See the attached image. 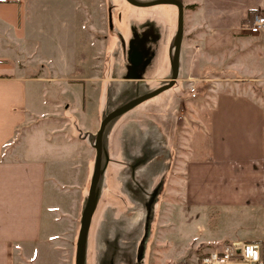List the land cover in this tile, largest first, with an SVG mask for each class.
Wrapping results in <instances>:
<instances>
[{
    "label": "crops",
    "instance_id": "crops-1",
    "mask_svg": "<svg viewBox=\"0 0 264 264\" xmlns=\"http://www.w3.org/2000/svg\"><path fill=\"white\" fill-rule=\"evenodd\" d=\"M181 1L179 71L197 85L192 86L195 96L179 103V113L187 123L177 182L179 204L199 211L197 216L204 212L211 218L213 213L241 223L203 242H257L264 259V32L248 31L253 19L249 13L259 11L264 16V0ZM83 4V0H0V264H15L34 254L43 241L44 186L50 180V165L24 152V138L27 133H41L39 126L44 122L54 123L51 109L59 103L45 97L52 96L59 81L74 80L68 76L80 69L77 26L83 32L89 24L82 18L86 14ZM45 12L53 23L50 29L40 22ZM107 27L114 31L112 24ZM144 27L130 28L139 34ZM149 31L158 34L153 24ZM30 58H38L36 73L46 65L47 72L56 77L26 75ZM155 64L150 63V72ZM110 72L103 80L117 81L122 66L115 63ZM147 78L156 80L155 76ZM29 81L44 83L42 98L35 101L50 107L48 118L42 119L30 108L26 98ZM68 88L73 89L63 87L62 93ZM162 127L160 134L153 126L147 130L165 140L168 127L164 123ZM18 133V143L10 145Z\"/></svg>",
    "mask_w": 264,
    "mask_h": 264
},
{
    "label": "rangeland",
    "instance_id": "rangeland-1",
    "mask_svg": "<svg viewBox=\"0 0 264 264\" xmlns=\"http://www.w3.org/2000/svg\"><path fill=\"white\" fill-rule=\"evenodd\" d=\"M83 3L86 14L82 18L88 20L89 24L83 32L77 26L76 62L80 69H75L68 76L74 80L59 81V87L51 90L52 96L45 97L59 103L51 109L54 119L52 127L44 122L43 126H39L38 131L41 133H27L24 138V147L27 148L24 152H29L28 155L34 156L32 158L46 160L50 165V180L44 186L43 241L34 254L21 257L15 264H73L80 211L94 156L83 131L94 133L96 130L105 87L110 83L103 79L111 75L110 68L117 63V58L123 63L119 46L124 40L121 41L123 38L120 39L117 32H122L127 38L130 27L143 28L147 23L153 24L158 33L160 32V42L157 45L158 58L152 68V76L160 80L168 68L167 44L176 24L174 7L154 5L140 8L131 6L124 0H83ZM44 14L40 22L44 23L43 28L48 26L50 29L53 26L51 17L48 12ZM78 15L81 16V13ZM108 18L114 31L107 27ZM36 61L38 58H30V64L25 69L26 75L56 77L47 72L46 65L40 74L36 73L40 69ZM46 62L47 60L43 61ZM116 77L123 78L120 74ZM83 78L87 80H78ZM150 83L154 84L155 80ZM195 85L197 82L187 81L180 70L171 88L133 107L111 128L107 138L108 162L102 189L88 229L85 264H97L99 242L102 238L118 247L115 264H194L203 254L218 249L223 244L214 242L208 245L210 242L203 241L217 238L227 234L235 226H241V223L215 217L212 211L211 218H207V213L204 212L197 216L199 211L183 209L179 204L181 194L177 182L181 175L179 168L183 159V138L186 135L182 132L187 129L186 119L179 113V103H184L190 97L187 91ZM41 87H44L42 82H27L26 98L32 111L36 110L45 119L48 118L46 114L50 107L43 102L38 105L35 101L42 98L39 97ZM63 87L75 88L79 92L68 88L63 94ZM79 94L83 98L82 102ZM82 123L83 127L80 128ZM162 123L168 127L167 133H163L165 140L159 137ZM122 125L124 126L120 128ZM152 126L154 130H159V134L147 130ZM47 128L51 132L44 133ZM197 137L199 139L201 136ZM19 138L18 133L10 145L17 144ZM140 145H145L147 149H163L153 159V162L162 166L151 180L143 175L148 170L146 165L134 170L127 169L133 162L127 159L125 151L128 149L135 154ZM134 154L131 158L135 157ZM166 162L170 166L163 173ZM161 178L163 179L153 202L150 234L142 257L137 253V245L143 235V204H137L131 198L125 182L130 181V185L138 189L142 185L139 180H145V202L150 197L156 180Z\"/></svg>",
    "mask_w": 264,
    "mask_h": 264
},
{
    "label": "water",
    "instance_id": "water-1",
    "mask_svg": "<svg viewBox=\"0 0 264 264\" xmlns=\"http://www.w3.org/2000/svg\"><path fill=\"white\" fill-rule=\"evenodd\" d=\"M127 4L134 7H149L154 5H171L176 9V24L174 32L167 44V59L168 68L166 69L165 75L159 80L155 78V83L151 84L154 80L139 78L137 76H126L116 81V83H107L105 87L104 98L99 112V122L94 133L83 132L87 140V143L94 151L93 162L91 167V173L89 176L88 187L86 195L84 197L80 217L79 227L75 240V250L73 264H85L86 260V242L88 229L91 222V217L94 212L98 197L100 195L102 184L104 180V172L108 162L107 156V138L111 128L117 122V120L124 115L127 111L137 106L141 102L152 98L159 93L171 88L177 79L179 72V52L183 33V5L181 0H124ZM139 57V53H137ZM115 82V81H114ZM149 144V143H148ZM147 145V143H145ZM145 145H140V148L136 153L127 149V159L132 160L129 170H134L143 166H147L148 172L145 171L143 174L147 180L155 177L158 169L162 164H156L153 159L158 154L162 153L159 149H149ZM160 152V153H159ZM134 158H131L132 155ZM132 168V169H131ZM168 169V165H165V170ZM132 176V175H130ZM157 178V177H156ZM155 179V178H154ZM153 179V180H154ZM158 179V178H157ZM163 178L156 180L155 187L151 190L150 197L148 200L143 201V185L145 180H139L141 187L138 189L130 185V181L125 182V187L130 190L131 198L137 202V204H143L144 211V228L143 235L137 245V253L143 257L145 242L150 234V219L153 209V202L158 190V187ZM144 202V203H142ZM107 242L106 239L102 238L99 242V252L96 259L97 264H115L118 247Z\"/></svg>",
    "mask_w": 264,
    "mask_h": 264
},
{
    "label": "flooded vegetation",
    "instance_id": "flooded-vegetation-1",
    "mask_svg": "<svg viewBox=\"0 0 264 264\" xmlns=\"http://www.w3.org/2000/svg\"><path fill=\"white\" fill-rule=\"evenodd\" d=\"M109 22L110 21L108 18L107 26ZM144 26V29L140 31L139 34L134 33L133 29L130 28L129 36L127 38L122 39L121 37H119L120 39H122L121 41L124 40V42L120 43L119 46L123 63L121 64V61L120 59L118 60V58L117 63L118 65L122 66L121 75L124 77L137 76L139 78L148 79V76H152V72H150L151 68L149 67V65L151 62L155 63L158 58L157 45L158 42H160V32L156 36H154L149 31L150 23H147ZM137 53H139V57L137 56ZM112 163H114V161Z\"/></svg>",
    "mask_w": 264,
    "mask_h": 264
},
{
    "label": "built area",
    "instance_id": "built-area-1",
    "mask_svg": "<svg viewBox=\"0 0 264 264\" xmlns=\"http://www.w3.org/2000/svg\"><path fill=\"white\" fill-rule=\"evenodd\" d=\"M250 33L264 32V16L254 15ZM189 96H195V89L189 88ZM194 264H264L261 245L257 242L229 240L218 249L211 250L199 257Z\"/></svg>",
    "mask_w": 264,
    "mask_h": 264
},
{
    "label": "trees",
    "instance_id": "trees-1",
    "mask_svg": "<svg viewBox=\"0 0 264 264\" xmlns=\"http://www.w3.org/2000/svg\"><path fill=\"white\" fill-rule=\"evenodd\" d=\"M249 14H251V17H253L254 15H260L261 13L259 11H253L250 12Z\"/></svg>",
    "mask_w": 264,
    "mask_h": 264
}]
</instances>
